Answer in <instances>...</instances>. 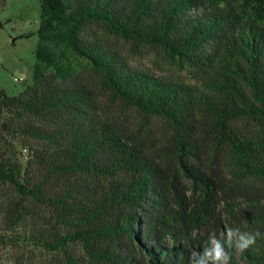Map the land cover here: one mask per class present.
Returning <instances> with one entry per match:
<instances>
[{
	"label": "trees",
	"instance_id": "16d2710c",
	"mask_svg": "<svg viewBox=\"0 0 264 264\" xmlns=\"http://www.w3.org/2000/svg\"><path fill=\"white\" fill-rule=\"evenodd\" d=\"M235 1L40 0L33 81L16 96L0 89V186L19 197L20 218L35 219L32 244L63 252V264H142L117 248L121 239L141 246L149 264H213L208 245H152L140 226L169 235L176 224L194 232L215 219L221 189L198 163L201 131L230 155L234 177L264 183V0H242L262 6L256 19L245 18ZM200 9L205 13L193 15ZM91 25L197 69L202 89L130 69L86 36ZM63 48L97 72L113 99L161 122L159 137L103 116L94 90L71 79ZM40 64L56 75L47 77ZM13 140L32 152L23 174ZM166 158L194 188L191 198L175 199L177 211L163 180ZM73 242L82 257L67 250ZM221 244L231 264L237 250L245 263L264 264V212Z\"/></svg>",
	"mask_w": 264,
	"mask_h": 264
},
{
	"label": "rangeland",
	"instance_id": "374dc122",
	"mask_svg": "<svg viewBox=\"0 0 264 264\" xmlns=\"http://www.w3.org/2000/svg\"><path fill=\"white\" fill-rule=\"evenodd\" d=\"M234 4L245 18L250 19H256L255 10L262 9V6L257 8V4L247 6L242 0H236ZM40 7V0H0V89L9 96L18 95L24 86L31 85L33 81L35 51L39 44L36 33L41 20ZM204 10L206 9H200L193 15L205 13ZM86 36L105 49L115 52L130 69L154 75L166 82L202 89L201 72L163 50L148 46L137 48L130 42L107 33L100 25H91L86 31ZM62 50L71 65V79L94 90L103 116L128 127L131 131L140 128L150 129L148 133H156L159 137L160 127L163 126L161 122L128 109L118 100L113 99L110 92L101 87L97 72L85 60L75 57L64 48ZM40 68L47 77L56 75L54 70L41 64ZM67 78L65 80L69 81ZM146 120L148 125L144 127ZM241 124L248 126V129L253 128L247 122ZM140 133L143 134L142 136H147L146 130ZM9 149L21 165L23 174L32 152L19 140L11 141ZM195 149L199 151V165L216 179L221 189L216 201L215 219L210 220L204 229L194 232H191L184 223L176 224L178 226L174 227L169 235L161 230L151 232L143 223L140 229L142 227L146 232H150L152 245L160 243L161 246L170 247L176 244L194 249L208 245L214 258L213 264H231L221 240L231 238L233 233L249 231L251 224L261 217L264 212V183L254 179L239 181L234 177V171L230 166V155L216 144L212 134L199 132L195 140ZM163 165L165 171L163 180L171 184L169 192L172 202L171 211H177L175 199L191 198L195 195L194 188L178 171L171 158H166ZM19 201V197L12 189L8 186H0V264H63V252L50 253L29 241L28 236L36 221L27 217L20 218L23 213L18 210ZM232 204L235 207V214L229 213V206ZM218 222H222L224 232L217 234ZM55 228L58 229L57 226ZM63 229L65 232L68 231L67 228ZM59 231H62V228H59ZM116 246L124 253L133 255L142 264H149L148 256L141 246L133 245L126 239L118 241ZM217 248L223 253L219 260L215 257ZM67 250L75 257L83 255L80 245L75 242L70 243ZM234 258V264H247L240 258L238 250Z\"/></svg>",
	"mask_w": 264,
	"mask_h": 264
},
{
	"label": "clouds",
	"instance_id": "9594fccd",
	"mask_svg": "<svg viewBox=\"0 0 264 264\" xmlns=\"http://www.w3.org/2000/svg\"><path fill=\"white\" fill-rule=\"evenodd\" d=\"M253 243H254V241L250 239V240L246 241L245 243L238 245V248L243 250ZM222 255H223V253L220 251L219 248H217L216 252H215L216 259L219 260L222 257Z\"/></svg>",
	"mask_w": 264,
	"mask_h": 264
},
{
	"label": "built area",
	"instance_id": "2783aa9c",
	"mask_svg": "<svg viewBox=\"0 0 264 264\" xmlns=\"http://www.w3.org/2000/svg\"><path fill=\"white\" fill-rule=\"evenodd\" d=\"M16 80V79H15Z\"/></svg>",
	"mask_w": 264,
	"mask_h": 264
}]
</instances>
